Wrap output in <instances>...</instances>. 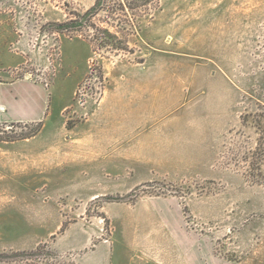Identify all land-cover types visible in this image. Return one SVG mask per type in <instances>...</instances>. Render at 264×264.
<instances>
[{
	"label": "rangeland",
	"instance_id": "1",
	"mask_svg": "<svg viewBox=\"0 0 264 264\" xmlns=\"http://www.w3.org/2000/svg\"><path fill=\"white\" fill-rule=\"evenodd\" d=\"M96 1L0 0V92L27 118L0 123V264H83L101 241L138 264L125 218L264 264V0H108L61 27Z\"/></svg>",
	"mask_w": 264,
	"mask_h": 264
},
{
	"label": "crops",
	"instance_id": "2",
	"mask_svg": "<svg viewBox=\"0 0 264 264\" xmlns=\"http://www.w3.org/2000/svg\"><path fill=\"white\" fill-rule=\"evenodd\" d=\"M8 89V88H7ZM17 98L15 91L5 88H2L0 92V123L8 122L11 120L14 121H24L27 118L20 117L19 113L15 109V100ZM134 211V209H131ZM151 211V210H150ZM148 214L147 212L144 213ZM127 220L126 226L127 230L125 232L130 234L134 231V238L132 241H126V245L130 252H136L138 258V264H216L215 258L210 259V256L207 259L200 257V250L195 248L194 244L180 243L178 247H175L174 243L166 240L161 229V225L157 224V228H154V225L149 223L150 220L143 218L142 222H139L140 225L147 227V232L138 236L139 231L134 229L135 220L133 218H125ZM153 227V229L151 228ZM168 234V232H166ZM144 236V239H143ZM141 237V238H140ZM128 240V239H127ZM157 249L156 253H161L168 255L171 259H168V262H161L159 256H153V251L150 249ZM94 250V249H93ZM113 250L112 242L101 241L96 245L94 251L82 255L79 259L80 263L83 264H107L108 259L110 258V252Z\"/></svg>",
	"mask_w": 264,
	"mask_h": 264
},
{
	"label": "trees",
	"instance_id": "3",
	"mask_svg": "<svg viewBox=\"0 0 264 264\" xmlns=\"http://www.w3.org/2000/svg\"><path fill=\"white\" fill-rule=\"evenodd\" d=\"M108 0H97L95 2V4L84 14L82 15H79L78 18H76L75 20H72V21H69V22H65L61 25L62 28H64L66 25L67 26H74V27H80V23H82L83 19L85 20L84 24L86 26V24L88 25V22H89V18L92 16V14L94 12H97L98 10H102V11H106V12H110V7L108 10H106V6H105V3L107 2ZM154 0H145L144 4H147L149 2H153ZM134 0H127V4H123V3H119L118 6L120 7H128V8H132L134 6H132ZM111 12H115L117 11L118 7H112L111 8ZM124 9H121V10H124ZM119 10V9H118ZM95 15V14H94ZM91 28L95 27V31L97 33H95L94 36H96L93 41H98L99 39L102 40V43H103V46H106V45H109L111 43L114 42V40L117 39V36H116V33L112 32L109 28H100L96 25H89ZM80 36H83L82 33H80ZM85 38V37H84ZM118 49H126L123 45H117ZM38 127H39V130L41 129V126H42V121H40L38 124ZM37 133V132H36ZM35 133L31 134V133H26V134H22V135H19V136H15V138L11 139V140H21V139H24V138H29L30 136H34ZM9 141V140H8Z\"/></svg>",
	"mask_w": 264,
	"mask_h": 264
}]
</instances>
